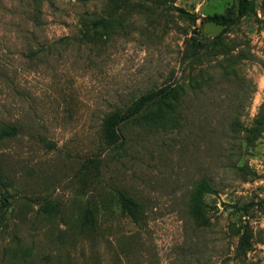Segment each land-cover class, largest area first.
I'll return each instance as SVG.
<instances>
[{
  "label": "rangeland",
  "instance_id": "374dc122",
  "mask_svg": "<svg viewBox=\"0 0 264 264\" xmlns=\"http://www.w3.org/2000/svg\"><path fill=\"white\" fill-rule=\"evenodd\" d=\"M252 2L221 25L205 17L236 0H0V125L18 127L0 137V264H264V0ZM167 87L151 126L102 140L107 112Z\"/></svg>",
  "mask_w": 264,
  "mask_h": 264
},
{
  "label": "trees",
  "instance_id": "16d2710c",
  "mask_svg": "<svg viewBox=\"0 0 264 264\" xmlns=\"http://www.w3.org/2000/svg\"><path fill=\"white\" fill-rule=\"evenodd\" d=\"M177 11L185 12L180 7H175ZM253 9L252 0H236L234 8H230L225 13H213L205 17L206 20L212 21L221 25H231L240 20L247 12ZM187 41V40H186ZM191 56H195L199 50L194 48L188 50ZM173 97L172 89L169 87L163 88L159 91H151L147 94L137 97L135 100H131L128 104L122 107H115L111 111L107 112L101 119L100 123V136L102 140L107 144H115L120 138V131L123 125L128 122L134 124H142L144 126H151L154 121V116L148 117L147 115L153 112H159L163 105L166 104V99ZM18 127L14 123H2L0 125V137H11L16 135ZM41 141L49 148H54L55 144L51 141L42 138ZM212 187L208 181L202 179L194 187L190 201L189 211L196 219L201 217L202 207L204 206L203 197L206 193L211 192ZM6 201V198L3 197ZM7 202H4L5 205ZM1 203V206H4ZM131 197L124 196L122 198V206L128 211L130 215H133V205H135ZM88 218V216H86ZM240 245L243 241H239ZM16 255V253L12 252ZM22 256L31 255L29 248H24L21 252Z\"/></svg>",
  "mask_w": 264,
  "mask_h": 264
}]
</instances>
